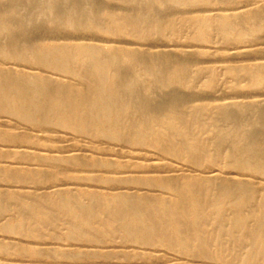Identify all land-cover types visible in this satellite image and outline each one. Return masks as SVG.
<instances>
[{
	"label": "rangeland",
	"instance_id": "1",
	"mask_svg": "<svg viewBox=\"0 0 264 264\" xmlns=\"http://www.w3.org/2000/svg\"><path fill=\"white\" fill-rule=\"evenodd\" d=\"M12 1L0 0L2 14L10 13ZM49 2L27 0L20 5L25 21L35 24L28 32V43L70 44L82 41L97 46L120 45L139 48L149 53L151 63L139 60L136 55L134 58L137 59L144 79L156 77L162 80L161 95L153 103L167 104V109L162 111L163 117L168 122L176 123L185 132L189 141L199 149L195 152L199 158L197 163H193L185 152L180 153L179 157L174 156L177 142L167 131L160 139L164 146V149H161L155 141L146 140L145 143L132 145L134 132L126 128L121 130L118 140L84 136L62 127H52L56 129L54 133L49 132L50 125L42 128H23L22 121L11 116L10 109L0 110V136L5 131L20 132L37 142L56 146L51 153L50 146L13 147L0 140V246L3 247L0 249V264H264V245L260 240L261 236H264V210L259 212L257 220L253 221L250 233L242 231L230 235L225 232L220 235L213 225L214 215L208 212L207 202H203L200 217L204 233L202 238L198 239L190 225L191 211L187 201L183 203L182 208L174 209L176 219L183 223L179 226L172 224L168 214L163 213L156 202L158 194L178 198L177 196L184 192L180 183L183 180L200 183L204 176L208 175L207 169H211L208 167L218 168L216 172L219 171L220 181L239 180L257 185L264 184V175L258 171L244 172L227 165L225 158L215 164L209 161L214 154L209 125L217 110L216 104L260 101L264 104V85L256 84L244 76L236 83L228 73L229 67L242 66L260 67L264 74V0H192L188 4H171L155 14L157 20L170 22L171 25L163 29L161 34H156L155 28L150 27L148 34L137 36L128 32L138 27L147 30L144 25H138V22L142 21L141 14L151 9L143 0H86L91 16L98 23L104 22L100 16L105 12L128 17L127 22H123L121 35L115 33L114 25L108 24V33H88L75 31L72 27L63 29L51 26L50 19L46 20L47 16L53 15L48 7ZM234 12H246L239 22L229 19L235 37L224 41L214 28L210 27L206 29L205 36L189 39L195 21L204 25L208 16H214L213 20H216L223 13ZM247 14L252 16V21L245 19ZM175 30H178L179 34H174ZM17 33L18 30L11 27L4 34L13 36ZM81 36L87 38L83 39ZM9 54L8 51H0V61L8 65L16 62L18 67L32 65L33 69L50 75V69L28 64L21 59H12ZM67 80L81 86L72 78ZM137 89L139 84H135L128 91ZM195 111L203 118L201 125L192 119ZM137 132L144 137L141 131ZM254 138L259 147L264 148V128H258ZM92 141L94 143H90ZM48 149L50 150L47 152ZM75 151L80 157L78 163L62 160L70 157ZM114 152L118 153V156ZM15 154L16 156H13ZM34 155H40L44 160L33 161ZM52 158H60L61 161L56 164L47 160ZM109 161L116 162L117 167L109 165ZM159 162L164 163L166 167L147 171ZM171 169H177L178 172ZM162 175H173L174 187H177L179 192L175 188L167 190L160 186L158 178ZM90 177L95 181L88 179ZM121 191L135 197L139 202L141 214L155 218L154 229L145 227L142 233L126 240L118 230L119 224L114 227V236L109 238L108 235L100 236L98 231L101 223L96 220L91 222V227L80 226L74 222V216L83 218L90 211L93 203L89 197L90 193H98L103 198ZM70 194L75 195L77 204L71 208L66 205ZM96 203L99 204L97 208L104 212L102 202ZM112 204L114 207L120 205L116 200H113ZM103 214L101 213L102 218H105ZM129 224L132 228L144 227V223L139 220H130ZM258 225L260 227H257ZM164 236L172 237V242L164 240ZM84 238L87 241H84Z\"/></svg>",
	"mask_w": 264,
	"mask_h": 264
},
{
	"label": "bare ground",
	"instance_id": "2",
	"mask_svg": "<svg viewBox=\"0 0 264 264\" xmlns=\"http://www.w3.org/2000/svg\"><path fill=\"white\" fill-rule=\"evenodd\" d=\"M24 1L27 0H13L8 15L0 12V51H8L12 59H21L28 64L48 68L50 69V75L48 73L45 74L46 72L44 73L37 69H33L32 65L18 67L19 64L16 62L14 63L12 61L13 63L8 65L6 62L0 61V110L10 109L11 116L22 121L23 128H42L50 125L49 132L52 131L54 133L56 129H52V127H62L69 128L75 133L84 136L90 135L93 138L107 137L110 140H118L121 130L126 128L134 132L132 145L145 143L146 140L155 141L158 146H161V149H164V146L160 139L167 131V134L177 142V148L174 149V156L179 157L181 155L180 153L185 152L193 163L198 162L199 157H197L198 155L195 154V152L197 153L199 149L195 147L194 143L189 141L185 132H183L176 123L172 121L168 122L163 117L162 111L167 109V104L153 103L161 95L162 80L160 81L156 77H145L144 79L142 70L139 69L137 59L134 58V55H136L139 60L151 63L152 59L149 53L139 48H126L120 45L97 46L82 41L70 44L50 43L30 45L28 43V32L35 24H29L25 21V17L20 10V5ZM49 1L50 4H48V7L52 10L53 15L47 16L46 20L50 19L49 22L51 26H59L63 29L72 27L75 31L108 33L110 32L106 26V24H108L114 25L115 33L121 35L120 33L123 32L122 28L124 26L123 22L126 23L128 18L116 15L112 12H105L100 16L104 21V24H101L91 16L90 8L86 0ZM143 1L150 5L151 9L147 13L141 14L142 21H139L138 25H144L147 27V30H142L140 27L129 30L128 33L133 36L148 34L150 27L155 28L156 34H161L163 29L167 28L171 23L157 20L155 14L159 12L158 10L171 4H188L192 0ZM245 14L246 12L223 13L216 20H213L214 16H208L206 17V23L204 25L197 24L195 21L189 39H194L196 36H205L207 34L206 29L212 27L222 40H229L235 37L233 34L234 30H232L229 25V19L239 22ZM247 16L248 17L245 19H253L250 14H247ZM11 27H15L18 33L13 36L5 35L4 33L11 29ZM175 31L174 34H179L178 30ZM82 38L84 39L87 37L84 36ZM73 39L76 40L77 38L73 37ZM228 73L232 75L236 83L241 76H244L256 84L264 85V74L260 67H229ZM68 75L69 78L78 81L81 86L70 83V81L67 80L69 78L66 79ZM135 84H139V89L128 91V89ZM262 103L263 101L259 103L224 102L216 104L215 108L217 110L209 125L214 149V154L209 158L210 162L215 164L218 163L220 159L225 158V163L227 165L239 168L244 172L258 171L264 175V148H260L256 142L257 140L254 138L256 130L260 127L264 128V104ZM192 119L200 125L203 123V118L198 111H195ZM40 130L43 133V130ZM137 131H141L144 137H141ZM76 137L77 136H75V138ZM0 140L6 145L13 147L37 145L38 148H41L50 146L51 150L48 149L46 150L47 152L49 150L50 152L55 150L54 148L56 147L55 145L46 144L42 141L37 142L27 134L14 131L3 132L0 136ZM87 142L89 143V140ZM90 143L94 142L92 141ZM76 152L77 151L72 153L70 157L66 159L62 158V160L78 163L80 157ZM115 154L118 156V153ZM13 156H16V154ZM127 158L130 159V157ZM52 159L47 160L53 161L56 164H59L58 162L61 161L60 158ZM32 160L40 162L44 160V158L40 155H34ZM108 164L117 167L116 162L109 161ZM152 166H154L153 169L147 171H156L159 168L166 167L162 162ZM208 168H211L207 169L209 173L206 174L208 175L204 176V179H202L200 183H195L192 180H183L180 185L184 192L177 196L178 198H168L158 194L156 202L159 208L163 213L168 214L172 224L179 226L183 223L176 219L174 209L182 208L183 203L187 201L191 211L190 225L196 232L198 239H201L204 233L202 228L203 222L200 217V210L203 206V202H207L208 212L214 215L213 225L219 230L220 235L225 232L230 235L242 231H248L250 233L253 221L255 219L257 220L256 217L259 212L264 210V184L257 185L248 181L239 180L220 181L218 179L219 171L216 172L218 168ZM171 170L177 171V169ZM88 179L94 180L92 177ZM158 180L160 186L167 190L175 188V178L173 175H162L159 176ZM175 189L179 192L177 187ZM143 190L146 191V189ZM89 197L93 203H91V209L88 214L84 215L83 218L74 216L73 220L76 224L85 227H91V222L93 220L98 221L101 223L99 227L100 230L98 231L101 237L108 235L109 238H112L116 231V229H114L116 224H119L118 230L126 240L132 239L135 235L142 233L145 227L150 230L155 228V218L141 214L139 202L128 192L121 191L115 193L113 196H103V198L98 193H90ZM144 198L149 201L148 197L145 196ZM113 200L119 202L120 205L114 207L112 204ZM96 202H102L104 212H101L97 208L99 204ZM66 205L70 208L77 205L74 194L69 195V201ZM101 213H104L103 215H105V218H102ZM130 220L134 222L139 220L144 223V227L132 228L129 224ZM21 223L24 224V222ZM257 227L260 226L258 225ZM85 240L84 238V241ZM164 240L172 242V237L164 236ZM260 240L263 241L264 245V236H261ZM1 248L3 247L0 246V249Z\"/></svg>",
	"mask_w": 264,
	"mask_h": 264
}]
</instances>
